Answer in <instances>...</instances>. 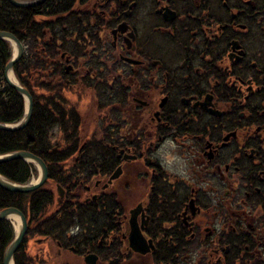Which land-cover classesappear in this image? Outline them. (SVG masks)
I'll list each match as a JSON object with an SVG mask.
<instances>
[{"label": "flooded vegetation", "instance_id": "obj_1", "mask_svg": "<svg viewBox=\"0 0 264 264\" xmlns=\"http://www.w3.org/2000/svg\"><path fill=\"white\" fill-rule=\"evenodd\" d=\"M88 1L110 65L145 79L130 83L136 88L121 128L129 145L117 148L122 172L95 183L119 196L125 211L117 232L99 240V247L121 244L107 264H155L158 247L184 241L200 246L210 264H249L253 250L245 238L264 236L263 209L252 215L247 208L264 196V0ZM169 141L186 164L183 172H169L162 162L160 149ZM162 171L165 200L154 195ZM124 176L149 189L129 211L121 191L130 182L115 188ZM132 212L136 241L151 248L145 253L131 245ZM161 221L163 229L175 228L173 239L159 233ZM90 253L102 262L88 252L84 264Z\"/></svg>", "mask_w": 264, "mask_h": 264}, {"label": "trees", "instance_id": "obj_2", "mask_svg": "<svg viewBox=\"0 0 264 264\" xmlns=\"http://www.w3.org/2000/svg\"><path fill=\"white\" fill-rule=\"evenodd\" d=\"M87 1L46 0L37 6L20 8L8 0H0V30L15 34L25 46L24 56L15 65V75L34 100L33 116L26 128L0 130V155L30 151L43 159L49 169L46 184L29 193L11 192L0 186V211L16 207L25 213L29 224L27 235L15 254V264H84L82 258L88 252L100 254V264H107L110 256L120 254V243L115 247H106L107 244L99 247L98 243L108 231L117 230L116 223L125 211L119 196L103 191L102 185L95 183L107 182L120 165L117 148L129 145L121 128L130 112V93L136 88L130 83L135 77L137 81L145 79L131 70L125 72L110 65L112 57L101 51V39L94 26L97 15ZM87 7L89 11L85 12ZM12 56L11 44L0 39L2 123H17L25 113L24 98L4 76ZM207 57L211 58V54L203 58ZM87 93L90 99L83 112L79 107L83 97L79 95ZM0 174L24 184L37 176L38 171L32 163L18 159L1 162ZM167 175L162 171L154 183V195L161 200H165V190H168L162 182ZM55 185L65 189L61 203L57 200ZM263 197L251 198L247 208L252 215L261 209L264 211ZM220 208L225 215L227 208ZM161 223L159 233L173 239L175 228L163 229L167 222ZM28 236L45 239L42 243L48 244L50 262L41 263L30 254ZM14 237L12 223L1 221L0 264ZM244 243L253 250L249 264H264V236L247 237ZM52 245L59 246L62 254L56 256ZM199 247L187 241L169 242L168 247L157 248L152 254L153 261L155 264H210L205 251Z\"/></svg>", "mask_w": 264, "mask_h": 264}, {"label": "water", "instance_id": "obj_3", "mask_svg": "<svg viewBox=\"0 0 264 264\" xmlns=\"http://www.w3.org/2000/svg\"><path fill=\"white\" fill-rule=\"evenodd\" d=\"M8 1L16 7L29 8V7L37 6L46 0H8ZM0 39L10 42L14 48L13 57L8 61L4 69L5 80L11 87L16 89L20 93V95L25 100V106H26L25 114L19 122L0 123V130L18 131L28 126V124L30 123L32 119L33 111H34V100H33L32 94L27 88H25L20 83V81L17 79L14 73V67L23 57L24 52H25V47L23 43L16 37V35L9 31L0 30ZM10 72L14 73L15 75L14 79L11 78ZM217 114L220 115V112H217ZM18 159L33 163L39 170L38 179L32 182H29V183L20 184V183L13 182L12 180L0 174V186L2 188L8 191H11V192H16V193H29L31 191H34L42 187L47 182V180L49 179L48 166L43 159H41L39 156L35 155L34 153L30 151H25V150H19V151H14V152L0 155V163L11 161V160H18ZM121 172H122V169L120 167L117 168V170L112 174L110 181L118 178ZM58 191H59L61 198H63L64 193H65L64 189L61 186H58ZM61 198L59 199L60 201H61ZM12 215H18L20 217L21 223H20V227L18 231H16V236L14 237L12 242L6 247L4 251L2 264H15V254L20 249L23 239L28 230V220H27L26 215L20 209L16 207H8V208L1 210L0 211V222L3 220H11ZM130 221H131V233H130L131 245L137 251H140L143 253L149 251L151 248L147 245V243L143 241L141 245H139L138 242L136 241V237H138V235L140 234V230L138 227L136 216L133 215V212H132V218ZM150 244L154 248L151 242ZM97 260H98V256L93 253L88 254L85 257V262L87 264H97Z\"/></svg>", "mask_w": 264, "mask_h": 264}, {"label": "rangeland", "instance_id": "obj_4", "mask_svg": "<svg viewBox=\"0 0 264 264\" xmlns=\"http://www.w3.org/2000/svg\"><path fill=\"white\" fill-rule=\"evenodd\" d=\"M172 55L174 57V62H175V59L177 58V56L174 54H172ZM151 58L152 59L148 58L149 62L153 59H161L163 57L159 55V56H151ZM169 58H172V57L170 56ZM79 97H83V101L80 103L79 107L84 112L86 109V106H87V102L90 99L89 94L88 93L85 95L81 94V95H79ZM140 97L143 98V96H140ZM178 151L179 150H178L176 144H171L170 141L167 142L166 145L164 147H161V149H160L162 162L167 168H168L167 161L175 158V161L172 165L173 170L171 171L173 173H176L177 168H180L182 170V172L187 169L186 164L182 162V159L177 154ZM128 169H130V166L128 167ZM143 169L146 170V168H143ZM168 171L170 172L169 169H168ZM38 176L33 177L31 181L37 180ZM125 176H127V175H125ZM125 176L123 177V179L121 178L119 181L115 182V188L120 189L121 186L124 185V183L130 182V187H129L130 189L121 191V195H122L123 199L126 201L125 202L126 203V211H129L139 201H141L142 199L145 198V194L147 193V191L149 189H148V183H146L140 179H137L135 181H130ZM55 189L57 190L56 185H55ZM57 196H58V194H57ZM60 198H61V196H60ZM63 199H64V197L61 198V200H63ZM54 206H56V202H55ZM217 211L219 213L218 214L219 216H222V217L224 216V211L220 207L217 208ZM217 223H220V224L223 223L222 220H220V217L218 218ZM220 224H214V225H216V227H219ZM44 240H43V238L38 237V236H30V237L28 236V239H27V246L29 248L30 254L32 256H36L41 263L45 262V260H46V262H50L49 260H47L49 247H48V244L42 243V241H44ZM51 249H52L53 253H55L56 256H58V254L60 255L61 251H60L59 246L52 245ZM140 264H141V262H140Z\"/></svg>", "mask_w": 264, "mask_h": 264}, {"label": "bare ground", "instance_id": "obj_5", "mask_svg": "<svg viewBox=\"0 0 264 264\" xmlns=\"http://www.w3.org/2000/svg\"><path fill=\"white\" fill-rule=\"evenodd\" d=\"M10 76H11L12 79L15 78V75H14L13 72H10ZM11 221H12L14 227H15V230L17 231L19 229L20 223H21L20 217L18 215H12L11 216Z\"/></svg>", "mask_w": 264, "mask_h": 264}, {"label": "clouds", "instance_id": "obj_6", "mask_svg": "<svg viewBox=\"0 0 264 264\" xmlns=\"http://www.w3.org/2000/svg\"><path fill=\"white\" fill-rule=\"evenodd\" d=\"M174 161H175V158L170 159V160L167 161V166H168V169H169L170 171L173 170V169H172V165H173Z\"/></svg>", "mask_w": 264, "mask_h": 264}]
</instances>
